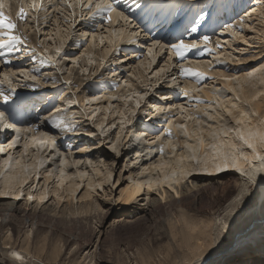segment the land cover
Listing matches in <instances>:
<instances>
[{"label":"rangeland","instance_id":"rangeland-1","mask_svg":"<svg viewBox=\"0 0 264 264\" xmlns=\"http://www.w3.org/2000/svg\"><path fill=\"white\" fill-rule=\"evenodd\" d=\"M122 1L123 0H120V7L118 9L123 11L125 15L130 16L131 14V20L135 19L134 22L132 21L135 28L138 31L143 30L144 28L140 27L141 24L137 23L136 17L141 15L140 13L143 9H146L151 1L145 3L147 1L140 0L139 4L137 3L138 5L130 4L131 6ZM168 1L169 0H162L164 3H168ZM171 1L172 0L169 2ZM200 1L204 0H199V2ZM95 2L96 0H93V3ZM113 2H115V0H113ZM196 3L197 2L192 0L174 1L177 10L186 8L188 4H190V8H192ZM0 4H3L2 10L4 13L11 17L13 22L18 25L14 34L21 36L22 40L30 41V43L27 42L28 44L16 46L17 49H28L30 54L34 52V55H31L30 59L28 57H21L18 59L14 53L11 57L13 63L7 66V70H5V65L1 67L4 62L3 59H0V61L3 62L0 63V69L7 71L10 81V83H4L3 90L8 92L10 89H15V93L13 94L14 107L21 106L22 110L26 113L27 119L31 122H36V124L39 123L38 117L47 115L49 110L55 112L56 108H58V104H64L59 107L61 111L57 114L63 120L61 128L54 129L50 126L47 130L46 126L48 125L40 126V131L48 133V136L56 141L55 148L50 146L48 149V147H46L43 152L40 153V156L46 161L45 169L51 170L58 166L61 156L56 155L57 153H63V156H66L69 161L77 159L83 160L85 163L81 164L79 169L82 170V172L87 170L88 175L85 176L84 181L81 182L80 189L86 185L84 187L85 189L87 188L86 183L88 181V176H91L92 173H98L97 167L108 168V166H111L112 168V183L104 184L103 186V188L109 186L112 194H105L103 188H96L93 192L94 195L98 194L100 197L99 200L102 202L101 210L94 208L91 211L84 213L77 212L76 214H74L75 212H68L65 216L60 218L56 215L53 216L50 212L51 215L47 211L42 212L41 204L33 209H28L30 204H26L27 202L24 198L19 201L21 208L14 214L8 212V210L0 209V225L4 224L3 226L6 228V231L11 228L14 232L13 243H15L18 248L23 246L25 232L30 229L34 232L31 238L32 246L30 251H32L31 254H35L37 258L29 256L31 254H27V260H24V264H188L195 257L214 249L215 241L213 237H216L215 220L225 210V206L229 202L233 189H235L240 181L235 173L228 172L223 175L220 174L223 179L222 183L219 182L216 175L207 179V177L204 176L206 173L198 172L195 176L201 178L202 181L211 182L196 189L191 188L189 192L185 194L182 193L179 197H175V194L169 191L173 194V197L170 199L167 197L165 201H162L160 198L161 194L158 195L153 193V196L157 197L158 200L153 203V205L148 206L149 208H145V210L140 208L137 203L121 208V204L118 203L117 194L121 188H124L132 181H136L139 177V174H137L139 167L142 168L144 163L148 165L150 162V159H148L149 156L151 157L154 154H159V141H157L156 144L152 143L153 140H157V137L151 139L152 131L150 126L148 127V125H146L147 123L139 126L141 128L140 131L144 132H139L137 134L139 137L132 139V130H134V128L139 129V127H137L139 123L138 121L136 123V120L139 118L143 119V123L145 120L144 118L149 116L147 114L153 107L152 106L151 109L149 108L150 104L153 103V98L160 97L161 99L163 93L166 95L168 94V96L174 95V88L179 87V83L183 86L186 80L195 82L193 80L194 78H181L177 71L179 67H190L193 65L194 61H196V59L193 58L195 57V51L189 54V60L182 65L177 63L178 58L175 57L174 53L171 54L173 59L170 62H166L163 56L158 55V65L155 68L153 66L150 69H146V72L145 68L142 69V64L144 61L151 58L147 54V48L151 45L145 44V39L154 38L159 39L162 43H167L168 41H173L175 38H166L167 40H164L163 37L157 38L155 34H152V36L149 34L150 36L147 35L146 37V32H144L145 35L143 34L138 37L139 41L133 45V43L129 44L125 42L127 39H125L126 33H124V38L118 39L117 37H112L115 43H111L108 38L110 27L107 21H104L103 26H101L99 23L101 18H93L86 8L83 9L84 19L80 18L82 9L79 0H67V4L71 5V7H67L64 0H51V3L50 0H41L40 3L35 0H1ZM34 4L42 5L41 11L39 12L40 23H37L36 20L38 14L33 8ZM53 4H55V8H53ZM163 4L159 5V7L162 5V9ZM21 7L28 13L27 23L19 18ZM135 8L138 11H133ZM161 8L158 10H162ZM44 9L48 11L45 12ZM56 9H60V12L57 13ZM73 9L75 11L74 16L71 14ZM184 10L181 13H183ZM206 10L201 9L203 15ZM136 12L138 13L135 14ZM196 14H200L199 10ZM224 16L225 14L223 17ZM229 16L227 14L226 17L222 18L220 21H224V19L229 18ZM194 20H196V18ZM70 21L73 23H69ZM247 21V26L241 34L247 33L248 39L253 41L252 44L240 41L238 38L233 39L234 37H232V35L221 37L219 35L221 33L220 30L215 34H210L212 38L210 47L216 48V44L220 43L224 45L225 53L227 52L225 56L228 57L229 54V58L227 59L221 57V59L226 60L224 64H216L215 56H209L207 53H205L204 57L199 58L203 67L202 70L198 71L206 72L210 77L215 76L219 78L215 80H206L203 85L211 88L213 95L216 96H212L209 100L205 98V96L201 94L202 90L196 91V89L201 87V85L197 83H195V87H186V89L185 87H183V89L181 86V91L177 95H174L173 98H169L171 104L168 103L169 106L167 110L164 112L156 111L155 117L151 121L149 119L147 120L151 125L155 124V131L160 130L158 133L160 136H165L167 130L166 123L169 122V115L171 118L173 117L172 119L174 120L179 117V119H181L180 111L177 108L174 109L179 105L178 103L185 104V108L196 111L193 112L195 113L194 115L198 114L202 118H205V120L206 117H203V112L207 104L202 103L204 105L198 107L201 103L198 104L197 100H203L205 102L211 101L213 107H216L218 103L216 97H222L224 93L227 98L231 97V99L233 98V100L243 102L246 107H249V104H245L244 101H240V99L238 100L236 93L231 91L230 88H225L224 83H222L223 79L218 75L216 76L215 73L209 72L221 68L227 72L237 73L236 76H238L242 71H252L259 62L264 60V39H262L264 34L248 26L250 23H252V25L257 23L258 19ZM123 23V21L119 22V24ZM119 24L116 22L115 25H111V28L114 29L119 27ZM195 24L193 23V25ZM209 24L210 23L206 21L203 28ZM258 25L261 26V22L256 25L260 27ZM131 28V26H128L127 32H131L133 30H131ZM92 34L96 36V49L92 43ZM101 35L105 37L103 43H100L99 36ZM181 35H183L186 42H188L191 37H194L192 34L190 37L188 33H182ZM49 37L51 38L49 39ZM228 40H230V42ZM175 41L176 39L173 42ZM88 45H92V49L95 50L90 52L89 55L84 50ZM109 45L113 46L112 51L107 58L104 59L98 51L99 49L102 51L105 46L107 48L110 47ZM140 45L141 47L137 48V46ZM57 46L62 48L61 55L64 56L63 60L55 53V49L58 48ZM201 47H203V45ZM45 49H47V51ZM113 49H119V51L115 52ZM135 49L137 51H133ZM122 54H125L126 58H128V56L133 58L129 61H121V58H123ZM113 57L116 58L118 64L111 65ZM48 58H51L50 63L41 64L42 59L46 60ZM241 58L247 59L241 60ZM89 60L92 62L89 63ZM209 60H213L211 70L209 69ZM205 61L208 63V66ZM125 62H127V64L123 66ZM168 64H171V68L167 67L169 66ZM135 65L141 66L139 67L144 71V78L132 73ZM10 66L14 67V70H9ZM118 66L123 67L119 69ZM162 66H166L169 69L167 71L168 73L164 74L167 79L157 82V77L154 74ZM36 68L40 69L39 73L33 71ZM84 69H87V71H84ZM21 70H26L36 75L37 80L32 81L22 77L20 75ZM175 71H177V73L173 74ZM13 73H15V75H13ZM173 76L177 77L179 83H177V85L175 84V86L170 85L169 89H162V82L163 84L169 85ZM257 77L259 78V74ZM2 79L3 72L0 73V80ZM75 80L76 82H74ZM125 81H127L128 85H131V87H128ZM132 82L135 85H133ZM239 84L240 83L233 82L235 87ZM25 85H27V87ZM145 85H147V87H145ZM183 90L189 92L188 98L181 95ZM215 90L219 91L217 92ZM75 92L84 96L87 94V99L84 97L85 99L80 101V103H71L70 100L76 96ZM135 92H140L142 95L147 92V96L140 102V107L137 108L136 111H133V108H136L135 100L137 98L133 96L132 100L126 101L124 97L133 95ZM197 92H199V96ZM110 94H114L112 97H117V99H111L112 102H109L108 99H102V103L100 102L101 99H93L96 96L103 98V95L107 96ZM190 97L191 99L194 97L193 99L195 100L187 102L186 100L190 99ZM150 101L152 102L150 103ZM172 104L173 107L171 106ZM116 105L121 106V112L119 109L117 110ZM154 105L157 106L160 104L154 102ZM107 106L111 107L106 109ZM171 107L173 110L170 109ZM122 110L126 111L127 114L125 115L122 113ZM218 110L223 113L220 108H218ZM208 111L211 113L212 109H208ZM111 112L114 113L111 114ZM132 112L135 114H131ZM120 113H122L123 116ZM136 114L139 115L136 116ZM143 115L144 118H142ZM126 116L127 118H132V123L125 124L123 131H121L120 122ZM105 117H107V119H105ZM102 119H105V121L103 120V124L107 130V135L100 134L101 129L99 125ZM175 123L179 122L175 121ZM112 124H115L116 127H111ZM68 128L72 130H67ZM82 128L92 131H82ZM152 130L154 131V129ZM175 130L173 129L175 134L172 137L173 139H177ZM14 133V135L17 134L16 132ZM9 134H11V132ZM63 135L64 137L62 138ZM178 135L180 134L178 133ZM180 136V138H183V135ZM116 137L121 138V144L118 146L120 151L118 156L111 151V145L116 143ZM146 137L149 139L146 140ZM166 138L168 137L165 136V140H167ZM11 140L12 138L10 141ZM23 140L24 137L21 139L22 142L19 143L20 148L18 149L20 150L23 149ZM81 148L86 149V151H82V153L80 151ZM34 149L35 148H31L29 150L31 154L28 152L27 156H24L26 163L33 162L31 159L32 155L34 156L37 151ZM167 150L168 149L165 148V151ZM177 150L179 151L180 149L177 148ZM49 157H55V159L52 161ZM58 158L60 159L59 162H55L58 161ZM17 159H20V157ZM88 160L92 161L95 168L87 164ZM76 169V167H69L66 170L74 172ZM95 174L93 175L95 176ZM99 175L100 174H97L95 177H99ZM43 176L44 172L41 173V181L44 180V178H42ZM129 176L132 177V181L128 180ZM190 179L191 177H189V180ZM52 180H56L55 176ZM37 182L38 181L34 183L37 184ZM53 183L54 182L51 181L50 187H52ZM38 186L40 185L38 184ZM26 188H28V186ZM7 199H9V197ZM75 205V207H77V204ZM224 235H226V237L222 241L228 242L230 238L228 232L222 233L221 238ZM58 242L62 245L61 247L55 246ZM43 243H46V245H43ZM0 246V261H3L5 264H15L16 262L14 263L10 260L11 253L8 251V248L2 247V245ZM88 249H91L90 251L92 253L87 252ZM261 255L262 257L260 256V258L264 259V254ZM262 264L264 263L262 262Z\"/></svg>","mask_w":264,"mask_h":264},{"label":"snow or ice","instance_id":"snow-or-ice-1","mask_svg":"<svg viewBox=\"0 0 264 264\" xmlns=\"http://www.w3.org/2000/svg\"><path fill=\"white\" fill-rule=\"evenodd\" d=\"M51 3V0H50ZM64 3L67 7L71 5L67 4V0H64ZM139 3V0H137ZM55 8V4L52 5ZM80 7L82 9L81 19H84L83 9L86 8L93 18L100 17L101 20L99 23L103 26L104 21H107V24L110 27L109 30V40L111 43H115L112 37L122 38L126 28L130 25L128 15H125L123 11H117V8L120 7V0H96L93 3V0H80ZM33 8L37 12V23H40L39 12L41 11L42 5L34 4ZM3 4H0V59H3L5 67L12 65L13 60L11 59L12 55L15 53L17 58L28 57L31 58V55H34V52L30 54L28 49L20 48L17 49L16 46L26 44L25 40H22L21 36L14 34L18 25L13 22L11 17L4 13ZM46 12L47 9H44ZM56 12L59 13L60 9H56ZM113 13H115V19L117 24L120 21H123V24H119V27L114 29L111 28L113 23ZM75 15L73 9L72 13ZM200 16L197 14L196 20L203 21L206 23L207 16ZM20 20L27 23L28 13L24 11L21 7L19 11ZM248 20V12L245 11L244 14L238 15L235 19V22H228L221 25V28L224 32L231 33L232 37L240 38L241 32L247 26L246 21ZM73 23V22H69ZM196 22L194 21V24ZM199 26H193L187 29L188 35L191 37L192 33L198 31ZM212 33L215 34L218 30L213 28L211 29ZM134 36L138 37L139 32L132 33ZM147 37V33H146ZM51 37H49L50 39ZM96 36H92V40L95 41ZM105 37L100 36V43H103ZM145 44H150L151 46L147 48V54L151 57L150 63H156V56L161 55L164 57L166 62H170L173 59L171 55L174 53L177 59L178 64H183L189 60V54L195 51L196 62H200L199 58L204 57L205 53L209 56H215L216 64H224L226 60L221 59V56L224 52V45L217 43L216 48L210 47L212 43V38L208 34H201L200 36L191 37L188 42L185 41L183 35L176 38V41H168L167 43H162L159 39H148L144 41ZM247 43V41H245ZM203 45V47H201ZM47 51V49H45ZM219 50V51H217ZM62 48L58 47L55 49V53L60 57L61 60L64 59V56L61 55ZM51 58L42 59L41 64L50 63ZM92 61L89 60V63ZM239 62V61H238ZM209 69L212 68V61L209 60ZM33 71L39 73L40 69L36 68ZM87 71V69H84ZM168 71L167 67H160L159 70L154 74L158 79L163 78L167 79L164 74ZM181 78H194L195 83L200 84L201 88L196 89V91H201L206 80H215V76H208L206 72L198 71L192 67H179L177 69ZM3 70L0 69V73ZM259 74V82L264 83V63L259 67L255 68L252 71L246 73L244 77V82H252L254 78H257ZM15 75V73H13ZM20 75L29 80H37V76L31 74L26 70H21ZM221 79L224 80L225 88H230L231 91L236 92L237 89L230 87L233 82L240 83L241 78L239 76H222ZM10 83L8 79V74H3V79L0 80V99L4 101L5 104L13 101V94L15 89H10L8 92L3 90L4 83ZM172 83L176 84V77H172ZM125 84L128 87V82L125 81ZM27 87V85H25ZM147 87V85H145ZM219 91V90H215ZM181 95L188 98L189 92L183 90ZM264 95V94H262ZM133 96L137 99L135 100V106L140 107V102L144 100L147 96V92L143 95L140 92H135L133 95H127L124 99L132 100ZM94 99H101L100 96L94 97ZM103 99H108V97H103ZM111 99H117V97H111ZM239 99V96H237ZM255 99V97H253ZM218 103L216 107L220 108L224 115H220L213 108L211 101L205 102L203 100H197L198 103H206L207 107L203 112V117H206V120L200 115L196 114H187L189 110L184 107L183 104L177 105V109L181 113V122H167V130L165 136L168 137L165 140V136H157V140H153L152 143L156 144L159 141V153L160 158L158 162L151 163L148 167L144 168L140 173V176L146 177L145 179L132 181V177L129 176L128 180L132 181V190L129 191L126 189L124 192H118L119 199L124 201L126 199H133L139 193L147 192L149 193H159L161 189L167 187L174 193L177 197L181 195V192L178 186L185 185L186 182H189V177L193 175L194 172H202L208 174H218L223 173L228 170H234L236 173L244 177L245 185H250L253 181L264 180V115L259 111L253 108L251 111L247 110H236L234 107H230L225 103L224 100H219L217 97ZM71 103H76V101H71ZM244 103L251 104V101L245 100ZM212 109V112L208 111ZM157 111L164 112L167 109L158 108ZM61 109L56 108L55 112L49 110L47 115L38 117L39 123L34 124L29 128H17L15 123H4L3 127L15 129L17 133L25 134L23 151L19 154L20 159H15V165H13L14 157L9 154L7 159L3 161V164L8 166L11 169V174L8 177L9 183L5 189H0V197L12 196L16 201H20L22 198L26 199L29 202L37 201L39 204H43L45 201H49L50 196H54L55 199L52 203H60L65 199L71 201L75 198L77 191H79L81 185L74 184L69 185V191L65 194L64 188L67 181L74 180L72 175H69L66 172V169L69 167H76L77 170L79 166L85 161L77 159L69 161L67 157L63 156V153H57L56 155L61 156L59 165L56 168L51 170H46L45 172V181L40 187V190L37 192V186L35 183L29 184V181L35 178L39 181L40 179V169L45 167L46 161L40 157V153L46 147L51 146L55 148L56 141L52 137L48 136V133L40 131L41 125H48L54 129L61 128L63 124L62 118L57 115ZM123 115L122 113H120ZM135 114L134 112L132 113ZM10 115V113H9ZM107 119V117H105ZM6 120L5 111L0 110V121ZM189 121L193 122V127L190 128ZM121 131L125 124H131V119L125 117L121 120ZM101 129V135H107V130L104 127V124L99 125ZM111 127L115 128L116 125L112 124ZM173 128L186 139L181 144L174 143L172 137L175 135ZM67 130H72L68 128ZM31 134L30 136L27 134ZM21 142V136L16 135L10 143L7 144V147L0 145V153L14 149ZM121 144V138L116 137V143L111 145V151L115 155H119V145ZM30 148H35L37 151L32 157V163L22 162L23 157L26 156ZM165 148L171 152V157L166 158ZM177 148H180L179 154L177 153ZM80 151H86V149H80ZM49 159H55V157H49ZM89 166L95 168L91 160L87 161ZM3 173H0V176H3ZM57 180V183L54 185L55 191L49 188V182L54 178ZM111 172H109L101 184H94L91 181L88 184V189L90 192H94L96 188H103L104 184H111ZM78 176L82 179L87 176V172H79ZM25 185H28L27 190H25ZM195 187V185H192ZM35 193V194H34ZM127 193V196H126ZM82 199H90V196L86 193ZM163 199V196L160 197ZM245 201L244 188H241L239 194L236 196L235 200L231 202V206L226 208L223 213L215 220V232L216 234L226 233L230 231L229 218L234 214L238 205H241ZM242 209V208H241ZM240 209V210H241ZM238 214V212H235ZM29 236L31 233L28 234ZM7 237L10 239L12 233L8 232ZM226 235L222 236V240L225 239ZM58 247L62 245L58 242ZM13 257L20 261V264H24V257L19 252L13 251ZM196 264H199V261H196Z\"/></svg>","mask_w":264,"mask_h":264},{"label":"bare ground","instance_id":"bare-ground-1","mask_svg":"<svg viewBox=\"0 0 264 264\" xmlns=\"http://www.w3.org/2000/svg\"><path fill=\"white\" fill-rule=\"evenodd\" d=\"M1 1V0H0ZM32 1V0H31ZM37 2L40 3L41 0H35ZM80 1V0H79ZM147 2L145 3H148L149 1H151V3L146 7V9H143V11L141 12V15L140 17H144L145 16V19L144 20H149V19H157V18H160L162 16H164L166 14L167 11H171L173 10L174 8V11L172 14H169L168 16V19H175L177 18L178 16H180L182 13V11L184 10L183 13L186 12V10H189L190 8V4H188L186 8H183V9H179L177 10L176 9V6L174 5V1L175 0H172L171 2L168 1V3H164L162 2V0H145ZM194 2H197L195 6H193L191 8V10H189L187 12L188 14V20H185L184 21V25H187V23H191L193 22V20L197 17V14L196 12L199 10L200 12V16H204L203 15V11H201V9L203 10H206V9H209L213 12V10H215L216 12L219 13V18L220 20H222V18L226 17V15L228 14V16L230 15L229 14V9L228 7L232 6L234 2H239L240 0H204V1H200L199 0H192ZM123 2V1H122ZM140 2V0H139ZM164 3V4H163ZM48 4V3H47ZM127 4V2H126ZM137 4V0H135V3L134 5ZM139 4V3H138ZM137 4V5H138ZM144 4V3H142ZM160 4H163V9L161 7H159ZM132 5V4H131ZM130 5V6H131ZM167 5V6H166ZM141 6V5H140ZM166 6V7H165ZM136 7V6H134ZM133 7V8H134ZM138 7V6H137ZM143 7V6H142ZM157 7L158 9L161 8L162 10H158L159 11V14L156 15V12H157ZM249 7V6H248ZM244 9L241 14H244L245 11L248 12V20H252V19H258V22H261V26L260 27H257V23H255L254 25H252V23H250L248 26L252 29H255L257 31H261L262 34H264V0H256L255 4H252L251 7H250V10H247V8ZM194 8V9H193ZM205 8V9H204ZM224 9H226V14H225V11H223ZM48 11V10H47ZM46 11V12H47ZM117 11H120L118 8H117ZM133 11H138L136 8L135 10ZM207 11V10H206ZM223 11V12H222ZM202 12V13H201ZM205 12V11H204ZM138 12H136L135 14H137ZM210 14V13H209ZM225 14V16L223 17V15ZM240 14V15H241ZM129 17V20H130V25L129 27L131 26V32H127V28L125 30V33H126V37L125 39V42L129 43V44H132L133 45L135 43H137L139 40H138V37L134 36L132 33L134 32H139L136 28H135V25L132 23V21L134 22L135 19L131 20L132 18V15L130 14ZM135 18V17H134ZM237 18V17H236ZM235 18V19H236ZM227 19V18H226ZM235 19L231 20L233 23L235 22ZM225 20V19H224ZM137 21V20H136ZM229 21V22H231ZM138 22V21H137ZM248 22V21H247ZM246 22V23H247ZM228 23V22H227ZM116 24V19H115V13H113V23L112 25H115ZM140 24V23H139ZM205 25V22L203 21H199L198 23H196L194 26H199L198 27V31L196 33H192L194 34L193 36H196L202 29H203V26ZM109 30V29H108ZM221 33H225V35H221L219 34L221 37H224V36H228V35H231V33L229 32H224L223 29L220 30ZM58 34V33H57ZM84 34V33H83ZM108 34V33H107ZM60 35V34H59ZM149 35V34H148ZM151 35V34H150ZM149 35V36H150ZM218 35V36H219ZM93 36V34H92ZM125 34L123 35L122 38H124ZM100 37V36H99ZM251 37V36H250ZM260 37V36H259ZM69 38V37H68ZM67 38V39H68ZM118 38V37H117ZM229 38V37H228ZM227 38V39H228ZM232 38V37H231ZM65 39V38H64ZM120 39V38H118ZM235 39V38H233ZM237 39V38H236ZM264 39V37L262 38ZM238 40L240 41H247V43L249 44H252L253 41L248 39L247 37V33H243V34H240V38H238ZM26 42L30 43V41H27L25 40ZM230 42V40H228ZM227 41V42H228ZM99 42V41H98ZM97 42V44H98ZM27 43V44H28ZM92 43L93 45L95 46V49H96V39L95 41L92 40ZM223 43V42H222ZM33 45V44H32ZM35 45V44H34ZM60 45V44H59ZM99 45V44H98ZM239 45V44H238ZM27 46V45H26ZM110 46V45H109ZM57 47H60V46H57ZM112 47L113 46H110V47H106L102 49V51H99L102 55V57L104 59L107 58V56L109 55V53L112 51ZM138 47H141L140 46H137ZM236 47V46H235ZM86 53H88V55L90 54V52H93L94 49H92V45H88V47L86 49H84ZM115 49H113L114 51ZM95 51V50H94ZM119 49H116L115 52H118ZM133 51H137L136 49L133 50ZM131 51V52H133ZM231 51V50H230ZM95 53V52H94ZM227 54V52L225 53V51L223 52V55L221 57H225L226 59L229 58V54H228V57L225 56ZM233 54V53H232ZM123 55V54H122ZM237 55V54H236ZM247 55V54H246ZM259 55V54H258ZM112 56V55H111ZM244 56V55H243ZM242 56V57H243ZM116 57V56H115ZM113 57L112 60H111V65L113 64H118V62L116 61V58ZM78 58V57H77ZM131 58V56H128V58H126V55L124 54L123 55V58H121V61H129ZM147 58V57H146ZM157 58H158V55L156 56V62H157ZM103 59V60H104ZM152 58H150L149 60L147 59V61H144L143 62V66H142V69L145 68V71L146 69H150L151 67L154 66V68L158 65L159 61L157 62V64L155 65V63H150ZM240 59V58H239ZM244 59H247V58H241V60H244ZM264 59V58H263ZM13 60V59H12ZM18 60V59H16ZM109 61V60H108ZM213 61V60H212ZM203 62V61H202ZM244 62V61H243ZM0 63H3L2 61H0ZM85 63V62H84ZM205 63L207 64L208 66V63L205 61ZM262 63H264V60L259 62V64H257V66L254 67L257 68L259 67ZM127 64V62L123 63V66ZM167 65V64H166ZM169 66H167L168 68H171L170 65L171 64H168ZM4 64H2L1 67H3ZM123 66H118V68L120 69L121 67ZM140 65H135L134 66V71L132 70V73L133 74H136V75H140L139 77H143L144 78V71L142 69H140L139 67ZM206 66V65H204ZM163 67V66H162ZM166 67V66H165ZM190 67L194 68V69H197V70H202V67H203V64L201 62H196L194 61L193 65H191ZM248 67V66H247ZM14 67H9V70H14L13 69ZM153 68V69H154ZM238 68V67H237ZM244 68V67H243ZM157 69V68H156ZM247 69V68H246ZM249 69V68H248ZM5 70H7V67H5ZM3 71V74H7V71ZM169 70V69H168ZM254 70V69H253ZM245 71V70H244ZM147 72V71H146ZM210 73H215V75L219 76L220 78L222 76H233L237 73H231V72H227L221 68H217L216 70H213V71H209ZM168 72H166L165 74H167ZM177 71L173 72V74H176ZM247 72H241L238 74V76L241 78V82L240 84L235 87V85H233V83L231 84L230 87H234L237 89V91L235 92L237 96H239V99L240 101H245V100H249L251 101V104H249V107H246L243 102H238L236 100H233V98L231 99L230 98H227V96L224 95V93L222 94L223 96L226 97H219L220 100H224L226 104H228L230 107H234L236 110H247V111H251L253 108H255L257 111H259L262 115H264V83H260L259 82V78L257 77V79H253L252 82H244V77L246 75ZM172 76V75H171ZM170 76V77H171ZM76 78V77H75ZM148 78V77H147ZM219 79V78H217ZM77 80V79H76ZM76 80L74 82H76ZM149 80V79H147ZM157 82L163 80V78H160V79H156ZM194 80V79H193ZM176 81H177V77H176ZM131 83V81H130ZM133 83V82H132ZM170 83V82H169ZM177 83H179L177 81ZM176 83V85H177ZM222 83L225 84L224 80L222 81ZM133 85H135L133 83ZM161 85V84H160ZM170 85L172 86H175V84L172 83V79H171V83L168 85V84H163L162 82V89H169ZM179 87H175L174 88V95H177L181 90V83H179ZM194 86L195 87V82H193L192 80H186V82L183 83V87H192ZM201 88V87H200ZM184 89V88H183ZM84 91V90H83ZM139 91V90H138ZM192 92V91H191ZM76 93V92H75ZM85 93V91H84ZM83 93V94H84ZM165 93H163L161 95V99L160 97L159 98H153V103H151L152 101H150V109L151 111L147 114L149 115L147 118L145 117L144 118V115L142 118H144L145 120L144 121H147L148 119L151 121L154 117H155V113H156V109L158 108H165L167 109V107L169 106L168 103L171 102V100H169V98H173L174 95H169L168 94L164 95ZM193 94V93H192ZM205 98H207L209 100V98H211L212 96H216V95H213L212 93V90L211 88H208V87H205L203 86L202 87V93ZM216 94V93H215ZM87 95V94H86ZM84 96V95H81L79 93H76V96L74 98H72V100L70 101H76L77 103H80V101H83L87 96ZM114 94H110V95H107V96H102V97H108V100L109 102L111 101V97L113 96ZM197 95L199 96V92H197ZM196 95V96H197ZM228 95V94H227ZM193 96L195 97V95L193 94ZM85 97V98H84ZM193 97V98H194ZM253 97H255V99H253ZM89 98V97H88ZM188 99L186 100L187 102H189L190 100H195V99ZM217 98V97H216ZM215 98V99H216ZM87 99V98H86ZM94 99V98H93ZM102 99L101 98V103H102ZM238 99V100H239ZM105 100V99H104ZM185 100V99H184ZM217 101V100H216ZM85 102V101H84ZM100 102H97V103H100ZM112 102V101H111ZM142 102V101H141ZM154 102H156L157 104H160V105H154ZM174 102V100H173ZM172 102V103H173ZM191 102V101H190ZM218 102V101H217ZM168 104V105H167ZM171 104V103H170ZM179 105L183 104V103H178ZM200 104V103H198ZM246 104V103H245ZM61 105H64V104H58V108L61 107ZM190 105V104H189ZM193 105V103H192ZM190 105V106H192ZM204 104H200V106L198 107H202ZM173 107V104L171 105ZM12 107H13V103H12ZM111 107V106H110ZM109 106H107L106 109L110 108ZM172 107L170 109H172ZM184 107H185V104H184ZM197 107V108H198ZM116 108L117 110L119 109V111L121 112V106L120 105H116ZM177 107H175L174 109H176ZM192 108V107H191ZM215 108L216 112H218L220 115H224L221 111L218 110V108L216 107H213ZM137 107L136 108H133V111H136ZM249 109V110H248ZM112 110V109H111ZM114 110V109H113ZM116 110V111H117ZM173 110V109H172ZM171 110V111H172ZM200 110V109H199ZM20 113H23L21 111H19ZM160 112V111H158ZM193 112H196V111H192V110H189L188 113H186L185 115L187 114H195ZM212 112V111H211ZM114 113V112H113ZM111 112V114H113ZM118 113V112H117ZM122 113H124L125 115L127 114L126 111H123L122 110ZM133 113V112H132ZM131 113V114H132ZM58 114V113H57ZM211 114V113H210ZM139 114H136V116H138ZM146 115V116H147ZM123 116V115H122ZM26 117V116H25ZM127 117V116H126ZM173 118V117H172ZM169 115V122H174L177 121V122H181V119H172ZM129 119H132V118H129ZM205 119V118H204ZM105 119H102V122L103 123ZM142 120L143 119H137L136 120V123L138 121V126H142V125H148V127L150 126V129L152 131L151 135V139H154L156 138L157 136H160L158 133L160 130L158 131H155V124L154 125H151V123L149 121L147 122H144L142 123ZM168 121V119H167ZM100 122V121H99ZM110 122V121H109ZM108 122V123H109ZM25 123H28L26 125H24V123L20 126H18L17 128H29L31 126H33L34 124H36V122L34 123L33 121L31 122L30 120L27 119L26 117V121ZM135 123V122H134ZM135 123V124H136ZM189 126L190 128L193 127V122L189 121ZM167 124V123H166ZM47 130L50 128V126H46ZM11 129V128H10ZM154 129V131L152 130ZM175 130V128H173ZM92 131V130H89V129H85V128H82V131ZM141 128L139 127V129L137 128H134V130H132V139H136L138 138L139 136L137 135L139 132H144V131H140ZM11 131L8 130L6 132V141L3 140V141H0V145L4 146V147H7V144L10 143L14 137H16V135H14V137H12V140L10 141L11 139V136H9ZM176 132V136H177V139H173L174 143L176 144H181L183 143V141L186 139L185 137L183 138H180L181 134L178 135L177 133V130H175ZM12 134V132H11ZM15 134V133H14ZM27 135H31L30 133L27 134ZM25 136V134H23V137ZM121 136V135H120ZM64 137V135L62 136V138ZM126 137V136H125ZM176 138V137H175ZM149 138L146 137V140H148ZM168 139V138H166ZM69 140V138H68ZM24 141V140H23ZM22 142V141H21ZM24 143V142H23ZM22 145V144H21ZM50 147V146H49ZM48 147V149H49ZM20 148L19 147V144L14 148V149H10L9 151H7L5 153V155L3 153H0L1 157H0V173H3L4 175L3 176H0V189H5L7 184L9 183L8 181V177L10 176L11 174V169L8 168V166L4 165L3 164V161L5 159H7V153L9 152V154L11 155H18V156H13L14 157V161H13V165H15V159H17L18 157H20V153L23 151L18 149ZM31 149V148H30ZM29 149V150H30ZM82 149V148H81ZM84 149V148H83ZM180 149V148H179ZM35 150V149H34ZM33 151V150H32ZM82 152V151H81ZM180 150L178 151L177 150V153L179 154ZM30 153V152H29ZM51 153V151H50ZM83 153V152H82ZM165 153L167 154L166 155V158H170L171 157V152L169 150L165 151ZM31 154V153H30ZM29 154V155H30ZM5 156L3 159L2 157ZM27 156V155H26ZM33 157V155H32ZM41 157V156H40ZM66 157V156H65ZM21 158V157H20ZM26 158V157H25ZM159 158H160V153L157 155V154H154L152 155L151 157L149 156L148 159H150V162L147 164H143V167L140 168L139 167V171L137 174H139V177L136 179L137 180H141V179H145L146 177H142L140 176V173L143 171L144 168L148 167L151 163H155V162H158L159 161ZM2 159V161H1ZM32 159V158H31ZM58 161H55V162H59V158L57 159ZM53 161V159H52ZM22 162H25L26 163V160L24 159L23 157V160ZM105 162V161H104ZM58 164V163H57ZM99 164V163H98ZM59 165V164H58ZM99 166V165H98ZM97 167V166H96ZM100 167V166H99ZM97 167V174H100L99 177H95L97 174L95 173H92L91 176H88V181H87V188L84 189V187L86 185H84L80 191L76 193V196L73 200L69 201L67 199H65L63 202H60V203H52V201L55 199L54 196H50L49 198V201H45L43 204H41V211L44 212V211H47L48 213H52L53 216H59L60 218L62 216H65L68 212L70 213H74L76 214L77 212L79 213H84V212H88V211H91L92 209H100L102 207L101 203L100 202V197L97 195H94L93 192H90L89 189H88V184L89 182L91 181L92 183L94 184H101L107 174L109 172L112 173V168L111 166H108V168H99ZM106 167V166H105ZM95 169V170H96ZM46 170H49V169H45L42 168L40 170L41 173L44 172L45 174V171ZM43 171V172H42ZM78 171L79 172H82V170L80 169H76V171H67L66 172L69 174V175H72L74 177V180L72 181H67L66 184H65V188H64V193L66 194L70 189H69V185H74V184H82L81 182L84 181V177L83 179H81L79 176H78ZM83 172H88L87 170H84ZM228 172H233L235 173V175L237 176V178L240 180L239 183L236 185L235 189H233L231 195H230V198H229V202L227 203V205L225 206V209L230 207L231 206V202L233 200H235L236 196L239 194V191L241 188H244V195H245V201L241 204V205H238L235 212H238V214H234L229 218V224H230V231H228V234L230 236L228 242H223L222 241V238H221V234H216V237H213L214 238V249L210 250V251H207L203 254H201L200 256L198 257H195L190 263L188 264H196V261H199V264H262V262L264 263V259L260 258V256L262 257L261 254H264V180H257V181H253L250 185H245L244 183V177L241 176L240 174L236 173L234 170H228V171H225L223 173H218V174H204V176L207 177V179H210L211 176L213 175H216L217 176V179L219 180V182H222L223 183V179L221 178V175L225 174V173H228ZM90 173V172H89ZM198 173V172H194L193 175L191 176V179L189 180V182L185 183V185H181V186H178L180 192H181V195L182 193H187L190 191V189H196V188H199V187H202L203 185L205 184H208L210 183L211 181H202L201 178H199L198 176H195V174ZM95 174V176L93 175ZM221 174V175H220ZM88 175V173H87ZM41 176V175H40ZM55 176V175H54ZM44 178L43 181H41V178L39 179V181L37 182L36 186H37V192L40 190V187L43 185L44 181H45V175L42 177ZM54 179V178H53ZM56 179V178H55ZM135 180V179H134ZM37 180L33 179L29 181V184H33L34 182H36ZM55 183L56 180H51ZM51 181L49 182L48 186L50 189H52L53 191H55L54 189V185L57 183L52 185V187H50V183ZM43 182V183H42ZM38 184L40 186H38ZM192 185H195V187H193ZM239 185V187H238ZM28 185H25V190H27V187ZM238 187V188H237ZM110 187L109 186H106L103 188V190L105 191V194L109 193V194H112V191L110 192ZM84 189V190H83ZM128 190L129 193L131 192L132 190V182L128 185H126L124 188H121L119 192H124L125 190ZM83 191V192H82ZM99 191V190H98ZM169 191H171L170 189H168L167 187L163 188L160 190L159 193H156V194H161V196H163V199L162 201H165L166 198L168 197V199H170L171 197H173V194H171ZM88 194L90 196V199H82L81 197H83L85 194ZM35 194V193H34ZM169 195V196H168ZM102 196V195H101ZM126 196H127V193H126ZM175 197H177L176 195H174ZM9 197V199H7ZM54 197V198H53ZM26 200V199H25ZM158 200L157 197L153 196V193H149L147 192V190L145 192H142V193H139L138 195L135 196V198L133 199H126L124 201H121L119 199V196H118V203L121 204V208H125L129 205H132L133 203H137V205L140 206V208L144 209L147 208L148 206L150 205H153V203H155L156 201ZM168 201V200H167ZM26 204H30V206H28V209H33L35 207H37L39 205V202H29L26 200ZM28 204V205H29ZM77 204V207H75ZM142 204V205H140ZM21 208V204H19V201H16L12 196H5V197H1L0 198V209L1 210H8V212H11V213H15L18 209ZM25 208V207H24ZM149 208V207H148ZM242 208V209H241ZM241 209V210H240ZM101 210V209H100ZM141 210V209H140ZM5 212V211H4ZM46 213V212H45ZM49 213V214H50ZM69 213V214H70ZM58 214V215H57ZM51 215V214H50ZM1 216V215H0ZM75 217V216H74ZM2 218V217H1ZM218 218V217H217ZM216 218V219H217ZM6 219V217H5ZM4 220V218H3ZM9 223V222H8ZM4 224H1L0 225V245H2V247H5V248H8V251H10V260H12L15 264H20L19 261L13 257L12 255V252L13 251H16V252H19L21 255H23L24 257V260H27V254H31L32 251H30L31 249V246H32V237H33V230L30 229L28 231L25 232V236H24V242H23V246H21L20 248H18L15 243H13V236H14V232L11 230V228H9L7 231L5 230L6 228L3 226ZM8 232H11L12 233V237L9 239L7 237V233ZM31 233V235L29 236L28 234ZM42 244V243H41ZM43 245H46V243ZM57 246V245H55ZM1 247V246H0ZM91 249H88L87 252L89 253H92L90 251ZM89 255V254H88ZM259 255V256H258ZM31 257H36L35 254H31L29 255ZM90 256V255H89ZM88 257V256H87ZM91 257V256H90ZM232 259V260H231ZM262 260V261H261ZM29 261V260H28ZM228 261V262H227ZM261 261V262H260ZM0 264H5L3 261H0Z\"/></svg>","mask_w":264,"mask_h":264}]
</instances>
